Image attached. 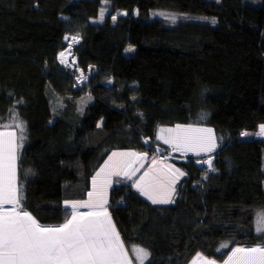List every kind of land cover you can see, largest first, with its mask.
<instances>
[{"label":"trees","instance_id":"trees-1","mask_svg":"<svg viewBox=\"0 0 264 264\" xmlns=\"http://www.w3.org/2000/svg\"><path fill=\"white\" fill-rule=\"evenodd\" d=\"M119 12L128 15L113 21ZM156 12L195 19L172 24ZM68 35L82 40L79 66L95 67L81 90L58 60ZM177 125L222 138L214 170L196 157L174 164L184 175L167 205L115 184L108 212L126 250H148L146 264H191L198 254L223 263L236 247L264 245L255 228L264 139L242 135L264 125V0H0V130L14 129L22 145L21 210L39 224L63 225L64 201L86 199L113 152L170 151L159 132Z\"/></svg>","mask_w":264,"mask_h":264},{"label":"snow or ice","instance_id":"snow-or-ice-1","mask_svg":"<svg viewBox=\"0 0 264 264\" xmlns=\"http://www.w3.org/2000/svg\"><path fill=\"white\" fill-rule=\"evenodd\" d=\"M104 3L107 4L108 0H104ZM105 11L106 9L103 8L100 10L101 20ZM112 19L115 21L116 17L113 16ZM72 39L76 40L77 37ZM64 56L65 53L61 52L60 57ZM17 127L23 131L22 125L18 124ZM164 131L170 135L167 138L164 136L158 138L163 139L165 144H172L176 151L192 149L196 155H200L202 151L211 152L216 148L211 129H193L177 125L174 129H161V132ZM194 133L207 135H194ZM242 135L249 134L244 132ZM257 135L264 136V125L260 126ZM21 146L17 144L14 133L0 132V264H132L120 234L105 207L107 187L111 183L110 177L124 175L131 179L138 170L131 166V161L122 164L120 161L114 162L110 157L109 162L93 178V191L88 193V200L66 201L65 206L70 209L69 218L63 225L49 228L43 227L30 213L21 210V196L16 183V152ZM146 156V153L114 152L112 154V157L135 158L140 162L141 167ZM197 162L207 163L211 167V159ZM152 163L155 166L158 162L154 159ZM106 169L108 172L97 188V180ZM150 171L152 169L145 172L140 180L143 181ZM174 172L184 175L178 169ZM174 183L175 181L172 180L168 185H161L158 190L151 182H145L143 187L137 183V187L154 204L172 203ZM150 188L152 190H149ZM5 205L12 207L5 209ZM81 208L91 210L78 211ZM258 224L260 227L257 231L264 235V212L258 213ZM132 251L136 254L139 264H144L145 259L150 256V253L142 248L134 247ZM197 261H201L202 264H215V261L200 254L193 264H197ZM227 264H264V246L237 247L229 256Z\"/></svg>","mask_w":264,"mask_h":264},{"label":"rangeland","instance_id":"rangeland-1","mask_svg":"<svg viewBox=\"0 0 264 264\" xmlns=\"http://www.w3.org/2000/svg\"><path fill=\"white\" fill-rule=\"evenodd\" d=\"M126 13V14H125ZM128 13L127 12H119L117 13L116 15H114L116 17V19L120 16H127ZM106 16V14H104V17ZM103 17V18H104ZM153 18H158V19H162V20H165L167 22H170L172 24L178 22V21H186V20H194L195 18L192 17L191 15H186V14H177V13H168V12H156L153 14ZM82 41V40H81ZM69 46L66 47V49H68ZM136 51V48L133 47V46H129L127 48V51H126V55H131L132 53H134ZM59 56V55H58ZM18 124H21L20 121H18ZM183 127L187 128V127H191L193 129H211L212 130V137L214 138L215 140V143H216V148L214 151H211V152H201L200 155H196L195 151H193L192 149H187V150H184V151H176L172 144H165L164 143V140L163 139H159V142L164 146L166 147L167 149H169L170 151H167L166 149L164 148H161V152L163 153H166V154H169V155H172V154H179L181 156H185V157H196L195 159L197 160H203V161H206L208 160L210 157H212L213 155H215V153L218 151V148L220 146V142L222 140V138L220 139L219 136L217 135L216 131L212 128V127H202V126H195V125H183ZM162 129H174V128H162ZM260 129L257 131V132H251L249 133V135L245 136V138L247 137L248 140H254V139H264V136H261V135H257V133H259ZM0 132H11V133H14L16 139H17V133L14 129H1ZM170 134L167 132V131H164V132H159V137L160 136H164L165 138H167ZM194 135H207L206 133L204 134H200V133H194ZM147 144V147L148 148H152V146L146 142ZM159 147V146H158ZM167 151V152H166ZM175 152V153H174ZM114 153V152H113ZM112 153V154H113ZM115 153H136L135 151L133 150H119V151H115ZM18 154V148H17V152H16V155ZM112 154H111V158L112 160L115 162V161H120L122 164L123 163H127L129 162L130 160L131 161V165L135 162V158H132V157H112ZM138 154V153H137ZM109 157V158H110ZM109 158L105 161V163L102 165V167L99 169V171L104 168L105 164L109 162ZM189 159V158H188ZM153 159L152 160H149V159H145L142 163H143V166L141 167L140 164L137 166V171L135 172V174L132 176L131 179H123V176L124 175H119V176H116V175H112L110 178H116L115 180H113V185L112 187L115 185V184H122L124 182H127V183H132L135 187V189L141 194V196H145L141 193V191L138 189L137 187V183H140L141 187H143L145 185V182H151L152 184V180L157 178L159 180V182H162V180L166 179V177H171L169 176L170 174H168L167 172L164 171V167L166 166L165 164H159V163H156L155 166L153 165L152 163ZM156 161L158 162V160L156 159ZM16 165H17V160H16ZM163 168V169H162ZM149 169H152V171L149 172L148 176H145L144 177V180L141 181L140 180V177L144 176V173L145 172H148ZM127 170V169H125ZM176 170V169H175ZM108 172V169L105 170V174H101V175H106V173ZM98 173V172H97ZM179 173H177V176L175 178H177V180H179ZM101 177V176H100ZM16 183H17V179H16ZM17 187H18V184H17ZM111 187V188H112ZM160 186H157L156 189L158 190ZM149 190H152L151 188ZM111 191V190H110ZM147 197V196H145ZM88 196L86 199H83V200H65L64 202V205H66V201H86L88 200ZM148 198V197H147ZM108 200L110 201V192L109 194L107 195V202ZM148 201L150 199H147ZM152 201V200H151ZM150 202V201H149ZM152 203V202H150ZM154 204V203H152ZM5 209H8V207H12L11 205H5L4 206ZM66 207V206H65ZM83 209V208H81ZM260 213V212H258ZM258 213L256 214L255 216V228H256V231L258 229V227H260V225L258 224ZM258 234H261L260 232L257 231ZM258 246H264V245H258ZM251 247H256V246H251ZM140 248V247H138ZM228 248V245L227 244H223L219 251H224ZM237 248V247H236ZM244 248H250L248 246H244ZM143 249V248H142ZM146 250V249H145ZM148 253L149 251L146 250ZM129 254V253H128ZM232 252L229 254V256H231ZM131 255L135 256V253L133 251H131ZM129 258H130V255H128ZM228 256V258H229ZM150 257L151 255L145 259L144 261V264H146L149 260H150ZM204 257V256H203ZM197 258V257H196ZM196 258L194 260H196ZM228 258L225 262L223 263H220L214 259H209V260H213L215 261V264H227L228 262ZM193 260V261H194ZM135 261V260H134ZM193 261L191 264H193ZM136 263V262H135ZM136 264H139V261H137ZM197 264H202L201 261H197Z\"/></svg>","mask_w":264,"mask_h":264},{"label":"built area","instance_id":"built-area-1","mask_svg":"<svg viewBox=\"0 0 264 264\" xmlns=\"http://www.w3.org/2000/svg\"><path fill=\"white\" fill-rule=\"evenodd\" d=\"M66 37H68V39L65 38V43L67 44V46H69L70 44H74L73 57L71 59L66 60V64L63 63L60 59H59V61L62 64V66L72 74V76L74 78V82H75V86H74L75 89L81 90L83 87L87 86L90 83V81L93 77V71H94L95 67L89 69L88 71H84L79 66L78 60H77L76 55H75V49L78 48V46L81 44V38L79 36H75V35H73V36L68 35ZM72 37H77V39L73 40ZM59 56H60V54H59ZM155 156L159 162L166 165L164 167V169L166 171L170 172L171 174H175V172L170 167V164L176 163V162H185L186 161L183 157H180L176 154L169 155V154L163 153V152H161L160 149H156Z\"/></svg>","mask_w":264,"mask_h":264},{"label":"crops","instance_id":"crops-1","mask_svg":"<svg viewBox=\"0 0 264 264\" xmlns=\"http://www.w3.org/2000/svg\"><path fill=\"white\" fill-rule=\"evenodd\" d=\"M137 153V152H136ZM146 159H149V160H152L153 158H146ZM154 160V159H153ZM130 161H132V160H130ZM98 172H100V171H98ZM101 174H105V173H101ZM169 174V173H168ZM169 176H171V177H166V179H164V180H162V182H159V180L157 179V178H155V179H153L152 180V185H154L155 186V188L157 187V186H161V185H168L169 183H170V181H172V180H174L175 181V183L174 184H172V187H174V189H175V191H174V193H173V195H172V200L174 201V199H175V196H176V190H177V185H178V180H177V178H175V177H173L172 175H169ZM95 177H96V175H95ZM104 177H105V175H101V177H99L98 178V180H97V188H99L100 187V183H101V181L104 179ZM116 178H110V181H111V183H110V185L107 187V195L109 194V192H110V190H111V187H112V185H113V180H115ZM130 184H132V183H130ZM133 185V184H132ZM134 186V185H133ZM93 191V180H92V182H91V190H90V192H92ZM88 196V195H87ZM145 199H148L147 197H145V196H143ZM150 202H152L151 200H149ZM153 203V202H152ZM161 204H170V203H156L155 205H161ZM108 206H109V200H108V202H107V204L105 205V207L107 208V211H108ZM8 209H10V207H8ZM91 209H87V208H83V209H79L78 211H80V212H88V211H90ZM108 214H109V212H108ZM110 216V215H109ZM112 220V219H111ZM112 223H113V221H112ZM41 225V224H40ZM43 227H49V228H55V227H59V226H43ZM134 247H132L131 249H130V251L128 252L129 254L128 255H130V259H131V262H132V264H134L135 262L137 263V258H136V254H135V256H133V255H131V251H132V249H133ZM126 249V248H125ZM135 260V261H134ZM135 263V264H136Z\"/></svg>","mask_w":264,"mask_h":264},{"label":"clouds","instance_id":"clouds-1","mask_svg":"<svg viewBox=\"0 0 264 264\" xmlns=\"http://www.w3.org/2000/svg\"><path fill=\"white\" fill-rule=\"evenodd\" d=\"M66 45H67V44H66ZM65 50H66V49H65ZM65 50H63V51H65ZM75 50H76V49H75ZM59 54H60V53H59ZM75 55H76V54H75ZM76 58H77V56H76ZM58 60H59V59H58ZM77 60H78V59H77ZM59 62H60V61H59ZM61 65H62V64H61ZM259 139H261V138H259ZM156 149H160V150H161V148L158 147V146L155 147L154 152H153V154H152V155H153V159H155V160L157 159L156 156H155ZM166 152H167V151H166ZM174 153H175V152H174ZM176 155H178V156H180V157H183V158L186 160L185 162H176V163H184V164H187V163H189V161H190V159H191L190 157H188V158H189V159H188L187 157H185V156H181V155H179V154H176ZM146 158H149V156L147 155ZM210 158H215V157H214V155H213V156L210 157ZM210 158H209V159H210ZM197 161H203V160H196V165H197ZM158 163L161 164V165L163 164V163H161V162H159V161H158ZM176 163H172V164H170V167H171L173 170H175V166H174V164H176ZM213 165H214V164H213ZM197 167H198V166H197ZM162 169H163V168H162ZM202 169H205V170H207V172L210 173V172L212 171L213 167H212V168H202ZM164 171L167 172V173H169V174L172 175L173 177H176V176H177V172H175V174H171L170 172L166 171L165 169H164ZM170 204H171V203H170ZM163 205H167V204H163Z\"/></svg>","mask_w":264,"mask_h":264},{"label":"bare ground","instance_id":"bare-ground-1","mask_svg":"<svg viewBox=\"0 0 264 264\" xmlns=\"http://www.w3.org/2000/svg\"><path fill=\"white\" fill-rule=\"evenodd\" d=\"M61 52H63V51H61ZM64 53H65V56L63 58H61L60 56H58V59H60L61 61L63 60V63L66 64V60L71 59L73 57L74 44H70L69 47H68V49L65 50Z\"/></svg>","mask_w":264,"mask_h":264},{"label":"water","instance_id":"water-1","mask_svg":"<svg viewBox=\"0 0 264 264\" xmlns=\"http://www.w3.org/2000/svg\"><path fill=\"white\" fill-rule=\"evenodd\" d=\"M211 159V167H209V165L207 163H198L197 162V166L199 169H202V168H212L213 167V164L215 162V158H210ZM140 164L139 161H136L131 165L132 167H135L137 168V166ZM127 177L126 176H123V179H126Z\"/></svg>","mask_w":264,"mask_h":264}]
</instances>
